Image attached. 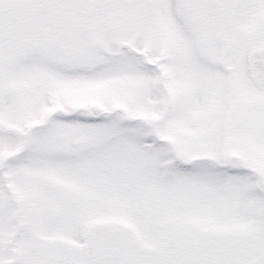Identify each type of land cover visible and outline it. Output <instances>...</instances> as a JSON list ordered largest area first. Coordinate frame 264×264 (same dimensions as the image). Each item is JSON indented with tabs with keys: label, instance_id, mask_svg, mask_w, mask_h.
Listing matches in <instances>:
<instances>
[{
	"label": "snow or ice",
	"instance_id": "obj_1",
	"mask_svg": "<svg viewBox=\"0 0 264 264\" xmlns=\"http://www.w3.org/2000/svg\"><path fill=\"white\" fill-rule=\"evenodd\" d=\"M0 264H264V0H0Z\"/></svg>",
	"mask_w": 264,
	"mask_h": 264
}]
</instances>
